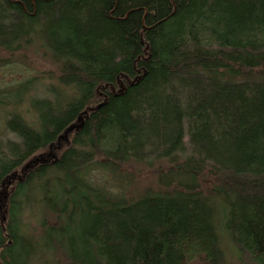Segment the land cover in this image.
I'll list each match as a JSON object with an SVG mask.
<instances>
[{
    "label": "trees",
    "instance_id": "trees-1",
    "mask_svg": "<svg viewBox=\"0 0 264 264\" xmlns=\"http://www.w3.org/2000/svg\"><path fill=\"white\" fill-rule=\"evenodd\" d=\"M31 46L0 264H264V0H0V68Z\"/></svg>",
    "mask_w": 264,
    "mask_h": 264
},
{
    "label": "rangeland",
    "instance_id": "rangeland-1",
    "mask_svg": "<svg viewBox=\"0 0 264 264\" xmlns=\"http://www.w3.org/2000/svg\"><path fill=\"white\" fill-rule=\"evenodd\" d=\"M34 36L38 43L42 42L43 44H47V38L49 37V23H43L41 26L36 27ZM46 48L49 50L50 45L49 47L46 46ZM6 56L7 55L0 54V58L2 59H5ZM11 62V65L0 68V88H6V86H9L8 88L12 89L7 100L15 105V109L14 107H4L3 104L0 107V139L12 137V133H9L6 129L7 127L10 128L11 123L15 126H21L23 124L28 129L37 130L36 127L41 123L39 115L33 108V104L34 102L36 104L37 98H33L34 94L29 91L27 92L26 97H23L22 90L28 85L24 81H19V79L28 78L29 76L38 75L43 72L45 73L49 70H55V66H53L49 56L38 47L33 46L17 51ZM15 84L20 86L16 88L14 86ZM29 107L32 108V111L28 113V121L23 119V115L28 111ZM128 171L135 174V179L128 187L130 189L127 188L126 194L128 196H131L146 187L157 186V183H155V181H157L155 173L147 167H138L134 170L129 168ZM6 191L8 192L9 190L7 189ZM24 247H26V245H24Z\"/></svg>",
    "mask_w": 264,
    "mask_h": 264
},
{
    "label": "water",
    "instance_id": "water-1",
    "mask_svg": "<svg viewBox=\"0 0 264 264\" xmlns=\"http://www.w3.org/2000/svg\"><path fill=\"white\" fill-rule=\"evenodd\" d=\"M74 127H75V125L70 126L68 131H71L72 129H74ZM4 219H5V217H4Z\"/></svg>",
    "mask_w": 264,
    "mask_h": 264
}]
</instances>
